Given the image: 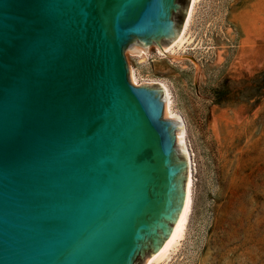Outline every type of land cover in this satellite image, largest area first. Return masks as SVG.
I'll return each mask as SVG.
<instances>
[{
	"label": "water",
	"instance_id": "1",
	"mask_svg": "<svg viewBox=\"0 0 264 264\" xmlns=\"http://www.w3.org/2000/svg\"><path fill=\"white\" fill-rule=\"evenodd\" d=\"M190 0H0V264H147L186 198L182 124L126 52Z\"/></svg>",
	"mask_w": 264,
	"mask_h": 264
},
{
	"label": "rangeland",
	"instance_id": "2",
	"mask_svg": "<svg viewBox=\"0 0 264 264\" xmlns=\"http://www.w3.org/2000/svg\"><path fill=\"white\" fill-rule=\"evenodd\" d=\"M175 60L125 56L165 80L195 168L186 233L160 264H264V0H200ZM142 76V77H141Z\"/></svg>",
	"mask_w": 264,
	"mask_h": 264
},
{
	"label": "bare ground",
	"instance_id": "3",
	"mask_svg": "<svg viewBox=\"0 0 264 264\" xmlns=\"http://www.w3.org/2000/svg\"><path fill=\"white\" fill-rule=\"evenodd\" d=\"M200 0H190L186 17L183 23V27L178 38L163 52H161L156 46V53L160 56L169 58L171 60L177 59L180 49L183 48L184 44L191 41L192 38V25L197 13V8ZM137 57L142 61L150 56V47L136 53ZM131 80L137 85L143 84H156L158 85L165 93V106H166V115L167 116H176L182 124V141L183 146L187 156V184H186V198L182 211L179 214L178 219L173 225L172 232L170 236L165 240L164 245L159 251L154 253L147 264H160L168 260L180 242L185 236L188 223L190 221V216L193 208V191L195 184V168L194 160L192 154L189 150L186 141V125L184 120L178 115L177 111L173 108V99L172 93L168 83L163 79H154V78H143L142 82L139 78V75L131 68L130 69ZM142 77V76H141Z\"/></svg>",
	"mask_w": 264,
	"mask_h": 264
}]
</instances>
